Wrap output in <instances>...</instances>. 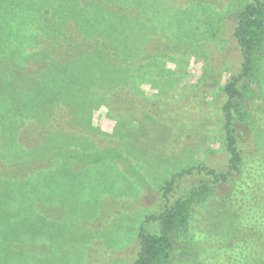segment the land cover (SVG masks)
<instances>
[{"label": "rangeland", "instance_id": "1", "mask_svg": "<svg viewBox=\"0 0 264 264\" xmlns=\"http://www.w3.org/2000/svg\"><path fill=\"white\" fill-rule=\"evenodd\" d=\"M248 1L0 0V125L7 119L14 121L16 128L13 139L0 136V160L29 158L25 142L29 137L22 140V132L23 126L35 119L25 116L29 113L27 107L33 111L37 100L47 104L50 81H63L62 73L52 78L41 69L48 57L42 50L48 43L45 41L51 39L47 36L69 32L64 26L66 14L77 13L81 19L93 17L94 12L87 11L93 5L91 10L104 13V19L95 22L98 25L93 37H87L98 51L79 59L84 63L107 57V61L93 74L88 70L80 78L81 82L89 81L92 76L107 91L95 88L94 83L81 84L78 108L87 103V96L88 100L104 97L96 99L93 107L83 113L81 118L85 121L87 117L85 122L91 127L77 131L74 142L78 145L93 138L96 146L99 142L116 144L146 181L144 187L139 186L112 161L84 167L78 175L82 184L72 197L76 204L66 209L59 205L56 194L50 201L41 198L39 192L51 188L49 182L43 183L39 168L47 164L21 167L25 174L14 185L11 204L1 202L0 212L16 207L21 215L30 216L32 225L36 213L49 221V233L30 231L33 245L39 250L29 247L30 259L18 264H129L138 250L139 227L143 225L151 233L158 231L157 222H145V215L158 212L195 179L192 175L177 177L164 197L160 185L165 180L197 164L226 170L228 154L218 104L225 99L223 83L238 72L241 64L231 37L232 15ZM108 2L121 4L108 8ZM116 18L126 22L120 36L110 32L111 21ZM73 26L79 28L78 24ZM177 39L190 42V47L174 49L172 44ZM61 43L53 41L48 51L62 49L64 56ZM253 59L252 77L239 86L241 115L235 119V132L247 161L258 160L264 170V40ZM69 112L73 117L74 110L65 109L54 129L61 123L67 125ZM38 121L45 123L46 119ZM238 176H231L228 184L234 182L233 186L219 184L205 201L194 205L186 228L175 235L169 261L163 264H222L216 255H224L221 246L231 232L230 219L236 223L242 219L240 204L253 201L251 207H243L245 211L256 212V217L264 215V173L261 186L252 195L240 194ZM4 183L1 181L0 187ZM55 190L62 192L60 187ZM26 191L30 203L25 201ZM45 209L49 215L44 214ZM211 254H215L213 258ZM253 264H260L255 257Z\"/></svg>", "mask_w": 264, "mask_h": 264}, {"label": "trees", "instance_id": "2", "mask_svg": "<svg viewBox=\"0 0 264 264\" xmlns=\"http://www.w3.org/2000/svg\"><path fill=\"white\" fill-rule=\"evenodd\" d=\"M108 3V8L112 7V4H121ZM91 9H93V5L87 10L88 12H94L93 17L84 16L83 19L81 17L77 18V13L74 15H64L62 13L66 19L64 26L69 28V32L47 36L51 39L45 41L48 43L42 50L48 57L41 69L46 70L52 78H56L57 73L58 75L62 73L63 81H59V84L55 79L50 81L47 90L49 98L47 104L37 100V106L35 105L33 111L30 107H27L29 113L26 112L25 116L27 118L31 116L35 119L28 125H24L25 129L22 132V140L24 137L26 138V135L29 137V141L28 139L25 141L30 150L29 158L15 159L10 162L0 160V182H5L1 184L2 187L0 188L9 189L7 192L0 191V204L7 201L8 204H11L15 190L14 185L18 184V179L23 178L25 174L21 167H26L31 163L42 164L43 162L45 165L47 164L45 167L41 165L39 168L42 169L41 178L43 183L49 182L51 188L47 192L40 191L41 198L50 201L49 198L56 194L59 205L66 209H70L76 204L72 197L82 184V181L81 183L78 182V175L84 167L112 161L121 166L139 186L146 184L142 173L132 165L131 159L116 144L99 142V146H96L93 138H89V141L83 140L84 142H80L78 145L74 142L75 135L79 133L77 131H83L85 127L89 129L91 127L89 123L85 122L88 121L87 117L85 121L83 120V113L87 112L88 108L93 107L92 103L96 99L104 97V95H99L88 100L87 96V103L84 102L78 108L80 106L81 84L85 86L84 84L87 82L94 83L95 88L107 91V88L104 85H98L92 76H89V81L85 79L81 82L80 78L88 70H92L93 74L103 61H107V57L99 58L98 61L87 59L84 60V63L81 61L82 59H79V56L92 55L98 51L93 40L87 37H93L92 33L95 32L98 25L95 22L103 20L104 13L101 10L94 11ZM86 19L91 21H84ZM83 21L85 24L82 23ZM232 21L231 37L237 44L241 64L238 72L230 75L229 79L223 83L222 92L225 99L218 104L225 150L228 154L226 170L216 171L206 164H197L182 168L165 180L160 185L164 197L171 191L177 177L192 175V178L195 179L193 183L188 185L183 194L172 200H167L158 212L145 215V222H157L158 231L151 233L143 225L139 227L137 234L138 250L129 264L167 263L173 249L175 235L179 230L186 228L191 209L194 205L205 201L211 194V190L219 184H231L230 186H233L234 182L228 184L233 174H238V180H241L240 194L246 192L252 195V193H255L257 186H261L260 180L264 170L261 169L258 160L247 161L248 156L245 157L243 150L239 148L235 132V119H239L241 115L239 99L242 96V91L239 86L243 81L252 77L254 68L253 53L264 40V0L246 2L233 13ZM76 24L79 28L73 26ZM125 26V21L116 18L111 21L110 32L120 36L124 32ZM83 37L84 40H79ZM53 41L63 42L61 44L64 48V56L62 49L60 52L48 51L53 46ZM190 45L191 43L186 40L177 39L172 47L174 49H185L189 48ZM2 68H6V66H2ZM41 69H39V72L42 71ZM6 71L9 72L10 70L6 69ZM28 71L31 73V70ZM46 71H43L42 74L47 73ZM68 76L71 77V81L68 80ZM50 95L52 99H50ZM69 108L74 110L73 117L76 121L71 122L74 118L69 112V118H66L67 125L61 123L57 129H54V125L60 123L58 121L62 117L63 111ZM42 110L45 111L44 114L41 113ZM60 110L61 113H59ZM19 114L21 117L23 116V112ZM43 117L46 119L45 123L38 121V119L43 120ZM6 120L1 121L0 136L3 138L8 136L13 139L16 129L15 122L11 120L6 122ZM5 122L6 124H4ZM38 126L41 128L46 127L43 128V131H40ZM36 132H38V139ZM32 138L34 139L31 141ZM39 142H44V144L40 145ZM10 145L13 146V141ZM59 187L62 191L61 194L55 190ZM26 194L25 201L30 203V193L26 191ZM244 202L246 205L240 204L242 205L241 210H239V217H242L239 220L240 223H236L232 220L233 218L230 219L231 232L229 236L222 240L221 247L224 248V255H216L222 264H253L254 257L260 264H264V215L256 217L254 215L256 212L245 211L243 207H251L253 201ZM43 204L46 205L44 200ZM44 214L49 215V211ZM39 218L35 213L34 224L32 225L30 216L21 215L16 207L15 210L11 211L4 208L0 212V264H18L20 261L27 263L30 259L29 247H35L36 250H39V246L33 245L30 231H38L46 235L49 233V221L42 217ZM214 255L211 254V257L213 258Z\"/></svg>", "mask_w": 264, "mask_h": 264}]
</instances>
